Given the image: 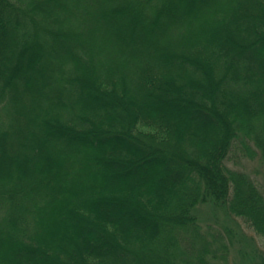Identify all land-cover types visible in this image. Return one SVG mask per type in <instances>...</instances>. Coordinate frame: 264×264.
Returning <instances> with one entry per match:
<instances>
[{"label": "trees", "instance_id": "16d2710c", "mask_svg": "<svg viewBox=\"0 0 264 264\" xmlns=\"http://www.w3.org/2000/svg\"><path fill=\"white\" fill-rule=\"evenodd\" d=\"M235 151L264 164V0H0V264H256Z\"/></svg>", "mask_w": 264, "mask_h": 264}, {"label": "rangeland", "instance_id": "374dc122", "mask_svg": "<svg viewBox=\"0 0 264 264\" xmlns=\"http://www.w3.org/2000/svg\"><path fill=\"white\" fill-rule=\"evenodd\" d=\"M229 166L231 168H235L237 170H241L245 173H247L250 177H252V179L258 184L259 188H261L264 191V164L261 163V161H259L256 158H250V156L246 155L244 152H238L235 151V153L232 154L231 159L229 160ZM200 223L201 226L203 228L204 231L209 232L210 228L214 229V233H220L223 234V239L228 243L229 240L227 239V234L225 232V228L224 227H231L233 228V230H239V232H244L246 233V235L252 240L253 237V233L246 228V226L241 223V225L238 222H235L234 224H232V222L229 223H224L223 221V215L221 213H214L212 209L208 208V207H200ZM241 228V229H240ZM211 234H213L211 232ZM212 237H209V240H211ZM255 243L257 244V246L263 250L262 251H258V249L255 246V248L257 249V251L259 252V254H262L264 257V241L260 240L259 238H255L254 239ZM241 244H236L234 246V250H232L229 253V263L230 264H242V260L237 254L238 252V248L240 247ZM214 250L218 249V244L217 243H213L212 246ZM264 259V258H263ZM263 259H257L256 260V264H264V260ZM210 264H225L224 262L222 263L221 260H216V261H211Z\"/></svg>", "mask_w": 264, "mask_h": 264}]
</instances>
